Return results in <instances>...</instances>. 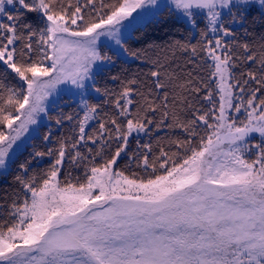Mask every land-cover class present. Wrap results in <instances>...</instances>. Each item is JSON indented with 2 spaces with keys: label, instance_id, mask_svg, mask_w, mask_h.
<instances>
[{
  "label": "snow or ice",
  "instance_id": "obj_1",
  "mask_svg": "<svg viewBox=\"0 0 264 264\" xmlns=\"http://www.w3.org/2000/svg\"><path fill=\"white\" fill-rule=\"evenodd\" d=\"M17 5L16 14L6 11ZM256 5L264 15V0H0L6 18L0 19V170L14 162L18 141L47 115L60 86L79 97L83 113L77 135L34 152L33 159L55 152L42 174L27 175L31 160L19 164L22 192L3 213L0 264H264V43L254 50L229 27L243 21L241 9ZM20 9L38 14L42 26ZM165 9L199 31L195 44L169 45L187 54L186 65L173 68L158 58L150 84L127 79L118 92L94 87L120 118L105 112L100 120L102 105L92 102L89 88L112 62L101 38L128 51L124 22ZM198 11L205 13L204 28ZM248 62L256 67L237 72ZM73 119L62 114L56 123ZM93 120L100 122L89 135ZM162 127L183 133L169 138V150L159 147L157 154L139 141L136 152L129 150L134 133ZM253 133L259 142H250ZM89 142L100 148L94 152ZM122 154L145 175H125ZM65 163L85 166L83 182L73 183L69 171L61 185Z\"/></svg>",
  "mask_w": 264,
  "mask_h": 264
},
{
  "label": "trees",
  "instance_id": "obj_2",
  "mask_svg": "<svg viewBox=\"0 0 264 264\" xmlns=\"http://www.w3.org/2000/svg\"><path fill=\"white\" fill-rule=\"evenodd\" d=\"M25 19L32 23L34 26H42L40 24V17L36 13H29L27 10L24 11ZM228 19V18H226ZM243 25L240 28L232 30L236 35L235 39L241 43H248L254 50L259 49V45L264 43V15H262L259 10H251L248 11L244 15ZM206 25V20L201 21L199 24V28H204ZM189 33H192L187 26L183 24V22L175 19V16L172 14L169 15L168 11H164L160 16V21L157 23H151L145 29L140 31L135 40L131 41L128 45L129 52H136L138 55H133L134 57L142 56L146 59H158V58H168V64L170 67L175 68L176 65H180L182 68L186 65L187 58L182 53L177 54V51L170 49L169 47L165 49L160 48V43L165 42L168 45H171L174 40H189L191 43H194L200 39V34L198 31L197 37L193 38L192 35L189 37ZM193 40V41H192ZM242 55V50H241ZM115 58V57H114ZM191 68V65L187 66ZM256 67L251 62L248 63H240L237 72L244 71L247 72L250 68ZM152 67L142 74L140 71V67L137 64H124L123 62L119 63L117 66L110 68L105 71L103 77L97 78V83L95 87H99L102 90L104 88L109 89L111 92H118L122 86L121 82L127 79H137L140 81H144L147 84L151 83V78L147 75ZM3 66L0 65V72H3ZM179 71V69H178ZM111 74V75H109ZM203 75H207V70L204 71ZM111 76H118L119 79L112 80ZM183 79V77H181ZM9 83H15V81L9 76ZM101 93V99L97 101H92L94 103H98L102 105V110L99 114L100 120L105 119L103 113H108L109 117H115V108L112 105L110 98L104 96L103 91ZM109 100V103L105 104L104 101ZM68 103V104H67ZM79 113V115H77ZM62 114H72L74 119L72 121L63 120V123L57 124L56 120L58 118H62ZM51 117V119H49ZM82 117V113L78 109L75 104H72L69 101H64L57 109L53 110L48 114L49 125L44 127L41 130L40 136L38 138H34L31 141V144L21 153V155L14 161L12 165V169L10 170V174L5 178V180L1 183V193H0V205H5L4 208H0V223L4 220L3 213L7 210V205H9L14 196L20 194L22 192L21 186L16 182L15 177L17 175H25L19 169V164L23 163L26 159L31 160V169L27 175H32L33 172L40 175L46 169L50 167V165L54 162L55 152L52 156L45 155L43 158H35L32 156L36 151L47 152L49 148L57 149L59 144L57 143L58 139L64 138H72L78 134V129L76 127L78 120ZM118 119V118H117ZM120 120L118 119V122ZM100 122V121H99ZM96 125V129H98V124ZM159 131L158 135L154 136L156 140L163 146L165 150H169V138L176 136H183V133L179 129H168L167 127H162ZM51 133V137L49 141H44L43 136ZM71 140L69 139V143ZM251 143L259 142L258 138L250 139ZM112 147H115L113 143ZM94 152L96 151L93 149ZM175 151V149H172ZM81 151L86 153V148H81ZM158 154V150L155 152ZM99 162V160H97ZM127 165V167H125ZM84 165L72 166L69 168L68 164L65 163L64 168L62 169V177L61 182L63 184L64 176L70 171L71 177L74 178L79 169V167H83ZM135 168L136 165L133 163L130 158H123L120 161V168L125 171L129 168ZM158 174H162V170H158ZM128 175V174H127ZM83 182L84 178L79 179ZM72 181H76L72 179Z\"/></svg>",
  "mask_w": 264,
  "mask_h": 264
},
{
  "label": "rangeland",
  "instance_id": "obj_3",
  "mask_svg": "<svg viewBox=\"0 0 264 264\" xmlns=\"http://www.w3.org/2000/svg\"><path fill=\"white\" fill-rule=\"evenodd\" d=\"M157 2L158 3H161V2L170 3V0H157ZM17 8H18V5L16 7L6 6V11L11 12L13 14H16ZM251 10H259V12L262 14V10L260 9V7L258 5H256V6L248 7L247 9H241L240 12L237 13V15H243L244 16L248 11H251ZM20 11L24 13L25 10L20 9ZM142 11L143 10H139V9L137 10V12H142ZM164 11H168V10L165 9ZM136 15H137V13H133V16H136ZM173 15L175 16L176 20L183 22V24L188 27V29L192 32L193 38L197 37L198 31L192 29L191 25L188 23L187 18H185L181 15L175 14L174 11H173ZM160 16L159 17H152L149 15L145 19H143L142 21H140L138 23H132L131 25L128 24V21H125L124 23L126 25H128L123 30V34L127 37V42H126L125 47L127 49H129L128 45L131 43V41L135 40L137 34L140 31H142L143 29H145L151 23L159 22ZM196 16H197V25H198V27H200L199 26L200 22L206 20L205 13L203 11H198ZM224 18L225 19L228 18L227 11H225V13H224ZM0 19H6V18L0 16ZM129 19H131V18H129ZM242 23H243V21L237 22V23L229 25V27L231 28V30H234V29L240 28L243 25ZM196 42H194L193 44H195ZM159 47L160 48H158V49H165L166 50L169 47V45L165 42H162V43H160ZM101 48L104 52H106L108 55H110L112 57V62H110L106 65L105 71L110 69V68H113L114 66H117L119 63L123 62L124 64H130V65L137 64L140 67L141 73L145 74V72L148 71L152 67L153 64L151 63V61L154 60V58H155V57H153L152 59H146V58H143L142 56L134 57L133 55L129 54V51H124L123 49L117 50L116 45L110 39H107V38H101ZM178 53H179V51H177V54ZM180 53H182V55H185L186 56L185 58H188L187 54H185L181 51H180ZM109 75H111V74H109ZM97 78H99V76ZM97 78H96V83H97ZM96 83H95V85H93L92 87L89 88V92L91 94L89 98L92 101L100 100L101 96H102L101 93H96L93 90L94 87L96 86ZM89 84L92 85V82L90 81ZM65 100L71 102L72 104H75L78 107L79 97L73 95L71 92L68 91L67 87L62 85V86H60L59 90L56 93H54V95L52 97L49 98L47 115H42L41 119L39 121V124L31 126L29 131L24 133L21 137V140L18 141L19 148L16 149L14 161L29 146V144H31V141L34 138H38L40 136L41 130L44 127H47L49 125L48 114L50 112H52L53 110L57 109L62 103H64ZM78 109H79V107H78ZM115 112H116V110H115ZM82 115H83V113H82ZM232 115H237V114L232 113ZM118 119L120 120V118H118ZM238 119L239 120L245 119L243 112L238 115ZM98 122H99V120H93L90 122L88 128L86 129V131L89 135L94 134L93 130L96 129V125ZM159 133H161V131L156 130V129H152L150 131V133L147 135L144 133H140L138 135L134 133L133 136L129 140V150L131 152H136L138 150L137 149V141H139L140 145L151 144L153 146V152L155 153L159 147L165 146V145H160V143L156 140V138H153L154 136L158 135ZM253 138H258L260 140V136L258 133H253L252 136L250 137V139H253ZM87 147H92L93 149L97 150L100 148V144L93 145L91 142H89ZM139 151H145V150L143 148H140ZM123 158H129V156H125L122 154L120 160L118 161L119 166H120V161ZM13 163L10 165V167L7 170H0V193H1V183L10 174V172H11L10 170L12 169ZM90 166L91 165H89V167ZM84 167L85 166L79 167L77 173L75 174L76 176L74 178H79V179L84 178V175H83ZM132 172H135L136 174L140 175L141 177H143L145 175L143 170L141 168H137V167H135V168L131 167L126 171L124 170L125 175H127V174L129 175ZM61 177H62V172L60 175V183L62 185ZM72 182L76 183L77 181H72Z\"/></svg>",
  "mask_w": 264,
  "mask_h": 264
}]
</instances>
